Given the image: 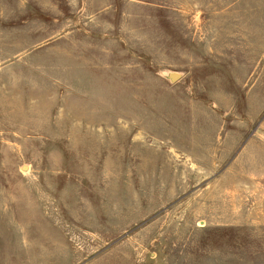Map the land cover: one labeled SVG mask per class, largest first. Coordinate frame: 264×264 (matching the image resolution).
I'll return each mask as SVG.
<instances>
[{
	"label": "rangeland",
	"instance_id": "obj_1",
	"mask_svg": "<svg viewBox=\"0 0 264 264\" xmlns=\"http://www.w3.org/2000/svg\"><path fill=\"white\" fill-rule=\"evenodd\" d=\"M0 264H264V0H0Z\"/></svg>",
	"mask_w": 264,
	"mask_h": 264
}]
</instances>
